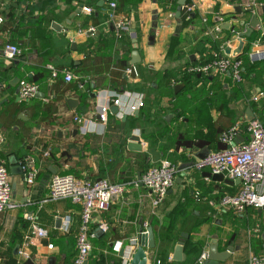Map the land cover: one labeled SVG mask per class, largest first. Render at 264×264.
Returning a JSON list of instances; mask_svg holds the SVG:
<instances>
[{"label":"crops","instance_id":"1","mask_svg":"<svg viewBox=\"0 0 264 264\" xmlns=\"http://www.w3.org/2000/svg\"><path fill=\"white\" fill-rule=\"evenodd\" d=\"M159 1L118 0L110 11L104 0H0V109L11 101L21 108L20 124L0 129V158L8 169L12 200L21 204L0 213V264H73L81 206L68 199L42 202L51 176L71 173L128 182L138 178L137 153L148 154L145 162L166 158L175 163L174 186L154 210L140 183L112 197L108 209L93 214L88 223L93 236L86 264H124L123 248L133 250L136 244L130 245V240L149 225L157 230L155 247L146 249L147 264H198L200 254L213 243L218 251L234 248L219 264H248L251 252L264 254V210L234 214L220 208L219 198L234 194L240 181L194 167L200 157L224 147L218 135L235 120H246L247 109L256 116L259 96H254L264 84V59H244L243 71L247 67L248 72L238 93H231L236 83L230 76L220 73L197 75L190 88L173 90L183 83L186 67L209 53L210 42L204 38L214 40L207 33L214 25L221 27L217 37H227L225 43L235 49L237 32L245 30L240 22L248 23L256 14L259 26L243 38L242 51L254 41L263 50L264 3L250 11L243 0H198L190 17L183 10L176 16L180 0ZM227 23L238 31L224 28ZM8 42L21 50L14 59L2 55ZM167 71L176 76L173 95L188 101L182 113L173 105L175 98L163 95L155 82L157 72ZM66 72L74 78L65 81ZM23 79L36 84L43 97L20 100ZM215 83L222 85L217 102L207 92ZM140 96L143 105L137 108ZM115 99L119 110L113 113ZM68 100L75 104L70 106ZM46 106L52 107L51 114ZM103 108L104 122L99 118ZM75 115L80 123L73 120ZM28 125L24 138L21 128ZM132 135L139 137L141 151L127 147ZM246 138L243 134L236 141ZM26 154L38 168L32 184L23 181L22 173H13L9 164L13 156L18 163ZM26 213L46 229L45 237L29 234ZM65 216L70 218L66 230ZM182 233L188 236L182 238ZM179 240L185 254L181 261L172 258Z\"/></svg>","mask_w":264,"mask_h":264},{"label":"built area","instance_id":"2","mask_svg":"<svg viewBox=\"0 0 264 264\" xmlns=\"http://www.w3.org/2000/svg\"><path fill=\"white\" fill-rule=\"evenodd\" d=\"M198 0H186L182 5V10L186 14L192 13ZM245 6H259L256 0H243ZM110 11L117 6V0H104ZM89 11V8H85ZM173 17V13H169ZM205 21V20H204ZM127 28V27H124ZM221 31V27L214 25L207 33H212L215 37ZM238 36V35H237ZM248 52L250 60L264 59V49L260 50V42L254 41ZM225 48L228 47L225 44ZM21 50L19 46L13 42H8L2 49V55L7 59H14L19 56ZM231 54L213 53L211 59L204 62L194 63L186 67L185 71L189 74H202L204 76L213 73L228 74L232 81L236 84L242 82L241 72L243 70L242 60L234 59ZM127 72H135L134 68H128ZM74 78L71 72L64 74V80L70 81ZM175 84V81H172ZM38 86L26 79L19 82L18 97L20 100L27 101L32 98ZM259 91L254 96L261 95ZM142 96L137 100L136 107H142ZM114 104L119 106V101L114 100ZM108 107V106H107ZM132 106L130 109H135ZM103 108L99 114L102 122L106 121V110ZM75 122L80 123L81 118L78 115L73 117ZM243 134L247 135L246 139L236 141ZM219 141L224 145L215 151H211L204 158L198 159L194 163L196 169L208 168L213 175H221L231 179H239L240 188L234 194H224L219 198L218 204L220 208L230 210L234 214H243L248 208L262 209L264 208V124L259 118L253 117L250 120L238 119L231 126L224 129L219 135ZM49 154V150L44 152ZM18 164L22 170V178L26 184H32L37 174L38 168L34 157L26 154L18 160ZM177 165L172 161L163 158L156 164L150 165L140 176V179L128 182L114 183L105 178L98 180L79 178L71 173H55L51 176L48 184V194L42 202L56 201L60 199H68L72 203L81 206L82 224L76 234L77 255L73 260V264H86L87 258L91 250V237L93 234L89 232L88 223L95 213L106 211L109 207L113 196H121L124 194L125 188L129 184L138 185L141 183L149 192L151 209L157 208L167 196L169 190L174 186ZM21 205L12 200V189L9 173L5 162L0 158V213L6 209H12ZM26 220L29 222V234L42 238L47 232L44 227L37 223L34 215L26 213ZM70 223L69 216H65L63 228L68 229ZM137 238L130 240L129 244H136ZM25 240L23 245H26ZM120 242H116L114 247L119 248ZM52 244H48L51 248ZM127 250H131L125 247ZM19 254L23 255V250H19ZM207 258V252L203 251L197 262L201 264ZM159 264V261L157 262ZM248 264H264V254H256L251 252L248 258Z\"/></svg>","mask_w":264,"mask_h":264},{"label":"water","instance_id":"3","mask_svg":"<svg viewBox=\"0 0 264 264\" xmlns=\"http://www.w3.org/2000/svg\"><path fill=\"white\" fill-rule=\"evenodd\" d=\"M185 0H180L178 2L177 10H176V16H179L182 11V5L184 4ZM79 7H83L82 4H80ZM248 10H252V7H249ZM78 11V10H77ZM240 24L244 26L245 30L243 32H237L238 34V45L235 49H231L230 47H226L224 52L225 54H232L234 56H238L242 52V48L244 46V37H249L254 29H256L259 26V20L257 18L256 14L252 15V18L248 23H245L244 21H241ZM224 28L230 27L231 30H234V26H231L229 23L224 24ZM153 26H156L155 24ZM137 51L133 52V55L136 56ZM137 60L133 59L132 64H135ZM184 86L183 83H178L173 86L174 93H177L182 89ZM35 97H43V94L39 91L35 93ZM68 104L71 106V104H75V102H72L71 100L67 101ZM119 110V106L113 105L110 107V111L113 113H116ZM172 116V114H170ZM125 115L122 116V119H125ZM246 117L248 120L253 118L252 112L247 109L246 111ZM127 147L132 151H141V145L139 143V137L138 136H130ZM206 155V154H205ZM203 155L199 159H202L205 157ZM9 164L11 165V170L13 173L21 174L22 170L20 165L17 163L16 158L13 156L9 159ZM141 174L138 172L137 179H140ZM239 180V179H237ZM141 184V183H140ZM114 197V196H113ZM264 210V208L259 209ZM99 229V228H98ZM97 229V230H98ZM99 231V230H98ZM182 238H186L188 235L186 233L181 234ZM155 247V233L153 230V226L149 225L145 230L140 229L137 240H136V246L132 250H127L126 248H123L122 256L125 257L124 264H147V254L146 249H152ZM234 248L232 246H228L226 250L224 251H218L217 244L213 243L209 246L208 252H207V258L204 260L201 264H219V262L224 261L232 252ZM173 260L181 261L185 259V254L183 253V240H179L174 248L173 251Z\"/></svg>","mask_w":264,"mask_h":264},{"label":"trees","instance_id":"4","mask_svg":"<svg viewBox=\"0 0 264 264\" xmlns=\"http://www.w3.org/2000/svg\"><path fill=\"white\" fill-rule=\"evenodd\" d=\"M161 1H163V0H160L159 2H161ZM256 1L264 3V0H256ZM117 2H118V0H117ZM162 5H163V9L166 10V5H164V4H162ZM174 5L176 6V4H174ZM175 6L172 8L174 9ZM186 16L192 17V14L190 13V14H187ZM233 31L234 30H232V32ZM235 31H238V30H235ZM226 38L227 37H222V38L215 37V38H213L214 40H212V39L209 40L208 38H204L205 41L210 42V46H211L210 51H209V53L206 54L205 57L202 56L199 61L193 62L191 64L199 63V62L201 63V62H204L206 60H209L212 58L213 53L224 54V50H225V46H226L225 45L226 44L225 43ZM249 50H250V46L246 50H243L241 52V54H239L238 56H235L234 59H241L242 60V66H243L244 59L248 58L247 54H248ZM191 64H189V65H191ZM246 72H248L247 67L245 68V71L242 70V72H241L242 79L245 77ZM183 75H184V77L181 78V80L184 83V89H187V88H190L192 86V84H193L192 81L197 80L196 78H197L198 74H189V73L185 72ZM200 76H204V75L200 74ZM175 78H176V76L172 71H167L166 73L157 72L155 74V82L157 84L158 90L160 92H162L163 95L175 98L173 105L175 107L180 108L181 113H182V104L187 103L188 101L187 100L184 101V98L181 95H177V96L173 95V90L171 88V85L173 84L172 81H175ZM113 84L116 88L118 87L119 83L117 82L116 78L113 79ZM240 84H241V82L238 84H235L232 88L231 93H238ZM262 85L264 86V84H262ZM221 86H220V84L215 83L212 87L209 88V90H207V92L211 91L210 94L212 95L215 102L219 101V98H220L219 92L220 91L218 89ZM259 89H260V91L264 92L263 89L262 90H261V88H259ZM257 104H258L257 105L258 109H257V114L255 117L259 118L260 121L264 124V113H263L264 102H260V99H259V102ZM20 110H21V108L14 101L8 102V104H4V106H2V108L0 109V129H5V128H9L15 124H20L19 119L17 117ZM52 110H53L52 107L50 109L49 106H46L47 115H48V113L51 114ZM233 123H231L229 126H231ZM228 127H226V128H228ZM29 128H30V125H28V128H25V126H22L21 129H22V134H23L24 138H28ZM219 135H218V138H219ZM137 155H138V157H137V159H138L137 169L140 172V174H142L150 165L156 164V163H149L148 161L145 162L146 161L145 159L148 156L147 153H140V154L137 153ZM134 180H136V179H134ZM153 228H154L153 229L154 232H156L157 227L154 225ZM252 241L253 240L251 239V245H253ZM159 264H160V261H159Z\"/></svg>","mask_w":264,"mask_h":264},{"label":"rangeland","instance_id":"5","mask_svg":"<svg viewBox=\"0 0 264 264\" xmlns=\"http://www.w3.org/2000/svg\"><path fill=\"white\" fill-rule=\"evenodd\" d=\"M263 89V91H264V86L263 85H261V90ZM262 92V91H261ZM259 99H260V102H264V92H262V94L261 95H259ZM263 113H264V109H263Z\"/></svg>","mask_w":264,"mask_h":264}]
</instances>
